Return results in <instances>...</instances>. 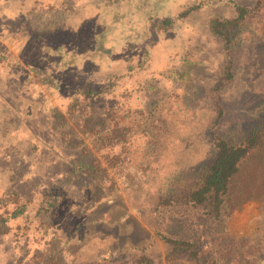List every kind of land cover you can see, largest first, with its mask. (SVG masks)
<instances>
[{"label": "rangeland", "instance_id": "obj_1", "mask_svg": "<svg viewBox=\"0 0 264 264\" xmlns=\"http://www.w3.org/2000/svg\"><path fill=\"white\" fill-rule=\"evenodd\" d=\"M255 3L257 9L233 39L239 48L230 43L229 52L207 30L208 21L231 17L234 5L253 8ZM80 17L84 20L77 23ZM164 18L172 25L161 23ZM45 43L53 50L63 43L64 52L77 57L67 56L65 60L73 66L67 67L65 77H56L62 81L61 91L45 87L44 99L34 103L16 92L21 85H42L44 74L33 68L58 61L53 53L45 54ZM110 52L113 55L108 57ZM229 55L234 64L232 79L224 82ZM125 56L133 60L135 72L126 86L137 88L135 94L120 93L108 101L95 99L90 107L94 116L105 120L98 129L90 127L93 133L117 135L125 141L114 148L121 155L114 166L121 171L114 175L108 170L119 198L94 211L89 219L93 221L88 222L91 235L58 264H196L187 252L169 255L171 246L153 235L157 229L171 238L189 235V240L201 244L202 258L239 242L253 251L247 253L252 259L244 257L247 261L241 258L237 264H264V186L254 184L256 181L241 185L245 199L222 222L195 209L156 207L158 192L174 174L191 173L209 163L220 135L236 126L252 127L255 116L264 110V0H0V76L6 79L13 74L7 80L5 97L0 95V198L11 184L8 174L16 169L15 163L33 167L37 182L50 183L57 162L53 152H75L53 136L48 130L50 122L59 135L77 137V145H72L81 149L86 144L92 158L99 156L100 144H92L90 129L80 130L75 118L62 127L63 122L52 119L51 112H61L69 92L79 84L74 69L103 78ZM24 71L31 78L25 79ZM142 85L146 88L143 95ZM3 88L0 79V92ZM12 116L18 122H11V132L5 133V119ZM19 122L31 130L30 136L16 129ZM13 144L15 154L10 153ZM33 158L42 163L32 166ZM101 163L100 168L106 169L103 160ZM11 199L0 208L4 216L13 211ZM38 218L50 222L49 213ZM12 233L15 236L19 231ZM10 240L0 238V264H16ZM24 240L30 251L44 253L41 244H33L31 234L19 239L17 251L24 248ZM230 250L231 255L238 251ZM142 256L150 262H140ZM233 258L227 261L233 264Z\"/></svg>", "mask_w": 264, "mask_h": 264}, {"label": "trees", "instance_id": "obj_2", "mask_svg": "<svg viewBox=\"0 0 264 264\" xmlns=\"http://www.w3.org/2000/svg\"><path fill=\"white\" fill-rule=\"evenodd\" d=\"M256 3L253 8L234 5V14L228 18H210L207 23V30L217 36L224 43L225 48L229 49V52L230 43H232L233 47L239 48L238 45H233V39L240 25L257 9ZM161 23L166 27L172 25V21L168 18L162 19ZM50 33L48 32L47 35ZM21 42H18V44ZM24 45L25 42L22 43V47ZM53 47L54 50L52 46L46 43L42 46V48L48 49L45 54L53 53L54 56L59 57L58 61L53 65L51 62L49 66H43V68H33L35 65L33 64L31 66L33 68L32 71L37 74L40 72L45 76L42 77V85H27L24 87L21 85L16 92L20 97L28 96L36 103L38 99L40 102L44 99L43 96L46 94L45 87L49 88L50 91H61L62 81L56 77L59 74L65 77V72L69 69L67 67L71 68L73 66V64H69L65 60L67 56L72 59V57L75 58L77 55L76 53H65L63 43ZM112 55L110 52L108 57ZM229 57L230 61L226 67L224 82L232 79L233 72L231 68L234 64L232 56L229 55ZM41 58L46 59L44 56ZM132 61L125 56V58L119 60V65L109 69L103 78H98L95 73L92 74L91 72L81 74L82 70L79 67L74 69L75 73L73 76L74 79L78 80L79 84L75 85L76 87L74 86L75 88L69 92L70 95L67 96L64 102L65 107L61 112L52 110L51 118H56L63 122L62 127L75 118L78 123L77 127L86 131L93 125H96L97 129L101 125H105L104 118H97L93 115V111L90 108L93 104L92 100H114L117 94L131 95V93L135 92L137 88L129 90L128 86H126L130 76L135 72L134 68H132ZM5 72L2 75H5ZM24 73L25 79L31 78L30 73L28 74L25 71ZM7 75L6 79L0 76L4 84L0 95L3 94V96L7 90V80L13 79V74L9 73ZM145 93L146 88L142 85L141 95ZM5 105L10 107L7 101ZM219 114L222 115L221 108H219ZM254 119L257 122L250 128L236 126L230 132L220 135L215 145V155L209 163L191 173L183 171L184 173L174 174V177L169 179L168 184H166L167 186L161 188L160 192H158L156 207L195 209L202 211L212 221L222 222L245 199L244 194L240 190L243 183L247 186L253 184L254 182H250L253 180L256 181L254 184L264 186V110L261 115L255 116ZM5 120L7 125L4 126L3 132L10 133L9 124L16 120L18 122V118L15 120L12 116ZM16 129L30 136L31 130L25 124L23 125L19 122ZM48 130L53 136H56L58 141L60 140L59 143L66 144L67 148L70 146L69 149L75 152L73 154L62 153L61 151L53 152L57 162L55 172L50 178V183L37 182L31 166L22 168V165L15 163L16 169L9 172L8 177L11 184L2 191L1 198L4 200L0 208L10 204V197L12 198L11 204L15 206L11 213L6 211L5 216L0 213V238L3 236L8 239L11 238L10 242L16 264H58L59 262H65V258L68 255H72L73 252L71 250L80 245L85 237L91 235V228H89L88 222L93 221L89 219L94 215V211L107 204L110 200L119 198L115 190L114 176H111L108 170H113L114 175L121 171L119 167L114 166V163L121 157L119 153L114 152V148L125 143L122 137L117 135H107L105 137L101 132L93 133L90 129L89 139H92V144L96 141L100 144L99 156L97 154V157L94 155L92 158L91 154L93 153L86 144L81 149L75 146L78 143L76 142V136H70L69 134L59 135L55 132L54 125L51 122ZM83 141L84 139H81L79 144H82ZM9 148L10 153L15 154L13 151L16 150V146L13 144ZM102 149H107L108 151L102 152ZM102 160L106 165L104 170L100 168L102 167ZM40 163L33 158L32 166H38ZM147 168L144 170H147ZM18 173H20V176H18ZM56 179H60V182L59 180L56 181ZM106 183H109L107 187ZM31 211L35 212L34 216L32 215L33 217L28 219L27 217ZM44 213H49L50 215L48 224L38 218ZM262 215L264 216V212ZM16 229L19 234L14 236L12 232ZM30 234L33 244L39 243L44 247V253L36 249L30 251L27 240L22 242V244L24 243L22 251H17L20 244L19 239L23 236L28 237ZM153 235L171 246L169 255L187 252L189 257L195 260L196 264H232L227 260L233 257V264H237V260L241 258L243 262H246L247 260L244 257L252 259V256H248L247 253L253 250L240 246L239 242L236 243L237 246H233L234 248L224 246L218 249V254L210 253L202 258L203 249L201 244L197 241L189 240V235L171 238L158 229L153 231ZM230 249L233 251L238 250L234 253L235 256L230 254ZM243 249L246 252L244 254ZM216 258L219 261H216ZM139 261L150 262L143 256L140 257Z\"/></svg>", "mask_w": 264, "mask_h": 264}, {"label": "crops", "instance_id": "obj_3", "mask_svg": "<svg viewBox=\"0 0 264 264\" xmlns=\"http://www.w3.org/2000/svg\"><path fill=\"white\" fill-rule=\"evenodd\" d=\"M9 4V3H8ZM9 7H10V5H8ZM83 18L82 17H80L78 20H77V23H80V22H83ZM70 22V21H69ZM66 23V24H68V25H71L70 23Z\"/></svg>", "mask_w": 264, "mask_h": 264}]
</instances>
